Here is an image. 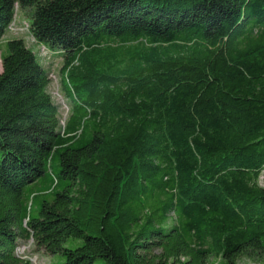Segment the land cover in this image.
Listing matches in <instances>:
<instances>
[{"label": "trees", "instance_id": "16d2710c", "mask_svg": "<svg viewBox=\"0 0 264 264\" xmlns=\"http://www.w3.org/2000/svg\"><path fill=\"white\" fill-rule=\"evenodd\" d=\"M0 63V264L264 261V0H0Z\"/></svg>", "mask_w": 264, "mask_h": 264}, {"label": "rangeland", "instance_id": "374dc122", "mask_svg": "<svg viewBox=\"0 0 264 264\" xmlns=\"http://www.w3.org/2000/svg\"><path fill=\"white\" fill-rule=\"evenodd\" d=\"M29 21V17H27L24 12L22 13L21 10L17 8L13 21L10 23L9 28L7 27L4 37H22L26 44L36 54L42 65H44L50 71L51 82L49 84L48 90L53 96L55 103L59 106L62 118H64L66 115L67 104L65 103V99L62 97L61 91L59 89L58 75L61 60L56 54L49 51L45 46L34 41L33 37L29 33ZM52 169H55V171L58 170L57 162L53 163ZM258 182L259 184L264 185V171H262L261 175L259 176ZM80 242V239L69 238L66 240L64 245L68 248H72L78 245ZM16 253L22 258L29 259L32 264H51L52 262H61L64 259L62 255H49L46 254L42 249H37L31 239L19 241L16 248ZM251 261L252 260H249L246 257H242L240 258L238 264H264V261L260 263H253ZM99 262V260H96L94 264H99Z\"/></svg>", "mask_w": 264, "mask_h": 264}, {"label": "clouds", "instance_id": "9594fccd", "mask_svg": "<svg viewBox=\"0 0 264 264\" xmlns=\"http://www.w3.org/2000/svg\"><path fill=\"white\" fill-rule=\"evenodd\" d=\"M15 8H16V9H15ZM17 8H18V7H17V4H15V5H14V14H16ZM13 18H14V15H13ZM12 21H13V19H12ZM12 21H11V22H12ZM9 25H10V24H9ZM9 25H8V26H9Z\"/></svg>", "mask_w": 264, "mask_h": 264}, {"label": "crops", "instance_id": "0c3cea01", "mask_svg": "<svg viewBox=\"0 0 264 264\" xmlns=\"http://www.w3.org/2000/svg\"><path fill=\"white\" fill-rule=\"evenodd\" d=\"M22 12V11H21ZM7 38H10V37H4L3 39H2V41H4L5 39H7ZM3 43V42H2ZM0 71H1V69H0Z\"/></svg>", "mask_w": 264, "mask_h": 264}, {"label": "built area", "instance_id": "2783aa9c", "mask_svg": "<svg viewBox=\"0 0 264 264\" xmlns=\"http://www.w3.org/2000/svg\"><path fill=\"white\" fill-rule=\"evenodd\" d=\"M16 9V8H15ZM10 26V25H9ZM9 26H8V28H9Z\"/></svg>", "mask_w": 264, "mask_h": 264}]
</instances>
